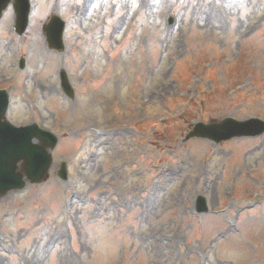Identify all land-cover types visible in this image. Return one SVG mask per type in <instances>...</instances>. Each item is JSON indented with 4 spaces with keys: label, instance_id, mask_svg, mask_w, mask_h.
<instances>
[{
    "label": "rangeland",
    "instance_id": "rangeland-1",
    "mask_svg": "<svg viewBox=\"0 0 264 264\" xmlns=\"http://www.w3.org/2000/svg\"><path fill=\"white\" fill-rule=\"evenodd\" d=\"M14 15L0 20L9 119L60 143L46 183L0 198V264H264V134L186 140L264 121V0H32L24 37ZM52 15L64 54L44 36Z\"/></svg>",
    "mask_w": 264,
    "mask_h": 264
},
{
    "label": "water",
    "instance_id": "water-1",
    "mask_svg": "<svg viewBox=\"0 0 264 264\" xmlns=\"http://www.w3.org/2000/svg\"><path fill=\"white\" fill-rule=\"evenodd\" d=\"M16 1L17 31L22 34L28 25L29 0ZM18 1L20 2V8ZM9 2L10 0H0V17ZM63 26L64 24L61 22V27ZM60 42L61 37L57 36L52 44L56 47ZM7 105L8 102L5 99L0 106V196H5L11 190L21 189L25 185L23 182L24 174L18 171L20 161L25 163V174L32 183L44 182L47 179L52 162L48 150H53L57 144L56 137L39 130L37 127L17 129L8 124L5 119ZM262 134H264L263 121L251 119L239 122L227 118L216 124H198L187 139L197 137L221 142L236 137H255ZM33 138L40 141L41 147L31 144ZM197 206L201 212L207 211L204 199L200 198Z\"/></svg>",
    "mask_w": 264,
    "mask_h": 264
}]
</instances>
